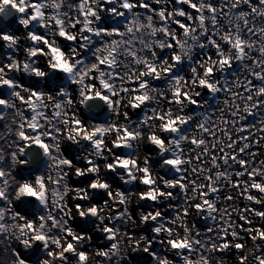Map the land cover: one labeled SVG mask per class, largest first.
Masks as SVG:
<instances>
[{
  "label": "clouds",
  "instance_id": "9594fccd",
  "mask_svg": "<svg viewBox=\"0 0 264 264\" xmlns=\"http://www.w3.org/2000/svg\"><path fill=\"white\" fill-rule=\"evenodd\" d=\"M0 264H264V0H0Z\"/></svg>",
  "mask_w": 264,
  "mask_h": 264
},
{
  "label": "bare ground",
  "instance_id": "6f19581e",
  "mask_svg": "<svg viewBox=\"0 0 264 264\" xmlns=\"http://www.w3.org/2000/svg\"><path fill=\"white\" fill-rule=\"evenodd\" d=\"M24 258L27 259L25 256H29V259H32V255L31 254H23Z\"/></svg>",
  "mask_w": 264,
  "mask_h": 264
},
{
  "label": "water",
  "instance_id": "95a60500",
  "mask_svg": "<svg viewBox=\"0 0 264 264\" xmlns=\"http://www.w3.org/2000/svg\"><path fill=\"white\" fill-rule=\"evenodd\" d=\"M133 257H134L135 259H137V260L140 259V257H138V256H133Z\"/></svg>",
  "mask_w": 264,
  "mask_h": 264
},
{
  "label": "rangeland",
  "instance_id": "374dc122",
  "mask_svg": "<svg viewBox=\"0 0 264 264\" xmlns=\"http://www.w3.org/2000/svg\"><path fill=\"white\" fill-rule=\"evenodd\" d=\"M27 259H29V256H25Z\"/></svg>",
  "mask_w": 264,
  "mask_h": 264
},
{
  "label": "snow or ice",
  "instance_id": "6c2138e0",
  "mask_svg": "<svg viewBox=\"0 0 264 264\" xmlns=\"http://www.w3.org/2000/svg\"><path fill=\"white\" fill-rule=\"evenodd\" d=\"M39 239V238H38Z\"/></svg>",
  "mask_w": 264,
  "mask_h": 264
}]
</instances>
